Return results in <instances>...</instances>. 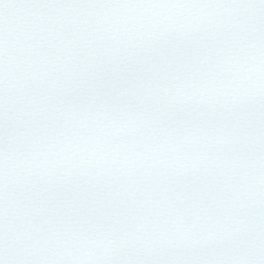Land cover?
<instances>
[{
  "label": "snow or ice",
  "instance_id": "snow-or-ice-1",
  "mask_svg": "<svg viewBox=\"0 0 264 264\" xmlns=\"http://www.w3.org/2000/svg\"><path fill=\"white\" fill-rule=\"evenodd\" d=\"M0 264H264V0H0Z\"/></svg>",
  "mask_w": 264,
  "mask_h": 264
}]
</instances>
